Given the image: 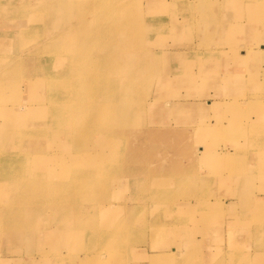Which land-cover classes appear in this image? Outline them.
Returning <instances> with one entry per match:
<instances>
[{"label":"rangeland","instance_id":"rangeland-1","mask_svg":"<svg viewBox=\"0 0 264 264\" xmlns=\"http://www.w3.org/2000/svg\"><path fill=\"white\" fill-rule=\"evenodd\" d=\"M89 1L75 0L64 11L58 0H0V141L16 145L0 151V264H12L13 250L18 249L10 243L16 219L12 204L20 194L28 195L27 182L34 171L32 161H28L39 159L43 165L49 164L56 159L50 157L55 151L61 152L62 166L71 162L74 170L62 177L63 187L56 192L63 203L46 206L40 214L34 212L33 222L23 215L18 222L32 233H43L47 224L69 227L66 231L70 237L60 230V238L51 241L53 248L61 242V249L72 246L70 251L76 256L84 249L91 257L98 254V261L104 255L105 260L98 264H264V202L249 201L251 195L264 189V152H260L264 142L255 144L258 154L254 156L247 150L246 129L235 134L227 129L231 127H222L220 133H213L219 123L236 127L246 122L264 131V56L249 61L250 55H256L252 49L259 50L264 44V0H99L91 7ZM236 2L252 6L236 8ZM246 9L252 14H244ZM243 19L251 28L253 38L249 42L243 28L235 32L229 29L232 22L238 25ZM122 22L124 39L120 41ZM67 29H71V36L56 38ZM260 33L263 36L258 37ZM51 38L54 40L48 41ZM41 47L46 49L40 52ZM239 49H248L249 59L240 58ZM67 51L77 57L71 59ZM176 66L178 73H170ZM71 67L78 68L76 96L72 89L63 91L58 86L62 79L73 78L74 74L66 70ZM199 67L202 73L197 78ZM128 72L132 75L124 80L129 84L132 76L139 74L136 94L144 102L142 112L135 115L133 123H116L120 126L116 132L111 103L100 100L102 112L110 119L93 127L94 113L104 93L100 84L125 78ZM234 72L243 80L226 88ZM172 74L194 78L190 85L175 87V96L174 90L166 83L164 86L166 79L175 78ZM159 80L163 92L158 97ZM49 82L51 87L47 88ZM66 97L73 98L74 107L67 112L53 111L52 122L65 120L71 127L94 128V136L113 137V145L109 140L101 141L90 149L93 157L105 153L110 159L101 162L99 169L79 162L87 150L78 149L70 136L47 141L42 133L48 103ZM41 139L47 147L43 146L45 153L39 157L34 155L33 146L43 145ZM185 142L190 146L185 147ZM198 145L202 154L195 150ZM233 150L244 151V156L225 160ZM214 158L219 164L208 165ZM128 163L143 171L132 175L124 168L120 175L132 177L127 186H97L98 180L112 178L119 166ZM84 177L90 186L80 191L66 186L78 185ZM164 179L169 182L161 185L164 181L159 180ZM141 185L146 187L142 193ZM235 186L237 193L246 194L245 199L232 195ZM159 192L161 196L156 198L154 194ZM72 194L76 201L71 203L68 199ZM113 196L121 204L109 205L102 217L95 206ZM232 199L234 204H230ZM161 201L168 203L161 204L157 215L170 204L168 209L181 220L171 221L162 215L153 221L151 210ZM218 202L224 203L219 206ZM28 207L32 205L20 202V209ZM56 207L65 214L56 217ZM166 225V236L157 237ZM75 226L84 231L74 238ZM108 227L109 234L103 231ZM92 231L97 234L93 236ZM45 233L39 245L48 249ZM94 239L102 246L95 247ZM103 245L119 259L112 262ZM19 255L26 258L22 252ZM153 256L158 259L151 262ZM28 261L23 264H31ZM32 263L52 264L44 259ZM72 263L70 258L64 264Z\"/></svg>","mask_w":264,"mask_h":264},{"label":"bare ground","instance_id":"bare-ground-1","mask_svg":"<svg viewBox=\"0 0 264 264\" xmlns=\"http://www.w3.org/2000/svg\"><path fill=\"white\" fill-rule=\"evenodd\" d=\"M54 1H57V0H54ZM58 1L61 4V6L63 7V10L65 11V9H69L71 7L73 1H75V0H58ZM238 3H240V2H236V8H241V7L242 8H248V7L252 6V4H249L247 2H241V4H238ZM98 4H99V0H90L88 5H89V7H91V6H97ZM248 9H246V11H244V14L251 15L252 12H247V11H249ZM235 10H231L230 13L235 12ZM52 18L53 17H50L49 20ZM247 23H248V21L246 19L241 20L238 23V25L235 22H232V24H230V26H229L230 27L229 29L238 30V29L243 28V32H244L243 36H245V39L249 42V40H252L253 37H251L250 31H249L251 28L246 27ZM123 25H124V23L122 22L120 24V41H122L124 39V37L121 33ZM204 27H205V22H204ZM262 29H264V27H261V30ZM70 32H71V29H69V30L67 29L64 32L58 34L56 38H62L63 39V37L66 38V36H71L72 32L71 33ZM234 32H235V30H234ZM73 34H75V32H73ZM260 36H263V35L260 33L258 35V37H260ZM50 40H54V39L53 38L48 39V41H50ZM259 46H260L259 50H256V49L253 50L252 49V51H251V52L256 54L254 57H252V55H250V59H249L246 56V54L249 53V51H247L248 49L247 50L246 49H239V53L241 54V56H239V57L244 58V59H249V61H250V60H256L257 57L264 56V44H260ZM45 49H46V47H41L38 49V51L43 52ZM66 55H71V59L77 57L75 54H69L68 51H67ZM220 58H222V57H220ZM104 59H105V57L101 58V60H104ZM248 66L249 65H247V67ZM66 70L69 72H72L74 74V76L70 80L62 79L58 86L63 91L64 90L68 91V89H72L74 92V95L76 96L79 93V90L76 89L74 84H76L75 75L78 74V68L77 67H71V68H68ZM150 71L153 72V69H150ZM30 72L32 73V72H34V70H31ZM146 72H149V71H146ZM170 73H178V66H176L174 69L170 70ZM181 73H183V68L181 69ZM201 73H202V67H199L197 74H195V77L199 78ZM128 75H132V73L128 72V73L124 74L125 78L120 76V79L117 78L114 81H110L108 84H105V83L100 84V87H102V91L104 93H103L102 97L99 99V105L96 108L95 113H94L93 127L96 125L99 126L103 120H109L110 119L109 116H106L102 112V104H101L100 100H107L111 103V105H110L111 110L110 111H111V114H113L112 120H114L115 124L117 123L119 125L124 126L123 124H125V123L128 124V121H131L133 123L135 121V117H136L135 115H138L139 113L142 112L144 102L141 100L142 97L140 95L136 94V89H137L136 84L138 82L137 78L139 77V74H134L132 76L130 84L125 82V80H124V79H128L127 78ZM171 76L175 77V78L166 79L167 81L166 82L164 81V86L166 83V85L168 86L169 89L174 90L175 96H176V89H174L175 87H179V86L184 87L185 85H190L189 81H191L194 78L191 75L190 76H181L180 74H172ZM230 78L233 81L229 82V80H228V85H226V88H230L233 85V83L237 80H241V81L243 80V77L236 72L232 73ZM50 87H51V82H49L47 85V88H50ZM162 88H163V83L159 80V85H158V88L156 90V95L158 97H159V92L160 91L163 92ZM174 94H172V96H174ZM253 101L257 105H259V103H260L258 99H255ZM260 101H262L261 98H260ZM74 103L75 102H74L73 98H70V97L62 98V99L54 101V102L50 101L48 103L50 105L49 113H48V117H47V120L45 122L44 128L42 125V128L44 129L42 131V133H44L47 136V141L50 140V137L62 138L64 135H68V137L70 136L72 143L75 144L78 149L83 148L84 150H87V152L83 153L79 162L90 163L92 170L99 169L98 166H100L101 162H106L110 159H108V156L105 153H102V156L96 155V157H93L92 152H90V149L94 144L97 145V143L101 142V141L108 142V140H109V143L111 145H113V142H114L113 137L110 136V138H109V137H105L104 135L103 136H100V135L94 136L93 135L94 128H89L88 126H83V125H79L77 127H75V126L71 127L65 120L58 121L57 123L52 122L51 117L54 116L53 111L60 110V111L67 112L69 109L74 107V105H73ZM166 107L169 108L168 104H166ZM176 107L179 108L180 105H176ZM32 117H33V115H32ZM33 120L34 119H30V121H33ZM240 120H241V123H244L243 121H245L244 119H240ZM117 124L115 126V130H116V132H120V126ZM222 127H223V129L226 127H231V128H227V129L231 133L235 132V134H238V133L240 134L242 129H246V132L248 134V139H249L248 140L249 145H248L247 150H250L251 155L255 156V154H258V151H257L255 144L258 145V143L264 142V136H263L264 131H262L260 126H257L255 124H251V123L246 124V122H245V124L236 125V127L225 126V125L222 126V124L219 123L218 125H215V127L213 128V133H216V134L220 133V131L222 130ZM198 134L203 135V132H200ZM260 136L262 138H260ZM179 137L184 138L183 134H180ZM41 143H43V145L42 144H34V146H33L35 156L40 157L45 153L44 148L46 149L47 145L43 139H41ZM190 144L186 143L185 147H189ZM43 146H44V148H43ZM15 147H16V145L11 143V142L6 143L5 141H0V151L12 150ZM58 148L61 150L60 147H58ZM195 150L197 152H199L200 154L203 153V150L200 148L199 145L195 148ZM182 152H185V150H182ZM260 152H264V150L261 149ZM50 153L51 152L49 151V155H50ZM55 153L56 154H53L50 157H56V159L52 160V162L50 161L49 164L43 165L41 160H39V159H31L28 161V163H30L32 161L30 167L34 169V171L30 174V180L27 182V185L29 188L28 195L20 194L12 204L14 209H15V211L13 213V217H15L16 219H13L15 226H14V229L10 232V240H11L10 243H11V245L14 246V248L17 247L18 249L15 248L13 250L15 258L12 259L10 261V263H12V264H20V263L23 264L24 260L26 263L30 262L28 260H31V264H33L32 262L37 263V262L42 261V259H44L46 262L51 261L52 264H57V262L59 260H62V264H64L66 262V260H69L70 258H72V260H73L72 264H86V263L92 264L91 262H93V261L95 264H98L100 262H103L105 260L104 255H101L102 258H99L100 261H98L97 260L98 256H96L98 254H96V255L94 254L93 257H91L89 254L88 255L84 254V251H86V249H84V251L81 252L79 256L78 255L76 256L75 254L71 253V251H70V250L74 249L72 246H71V249H69L70 246L67 249H65V248L61 249L60 248L61 242H59L58 245L56 244L57 246L55 248L52 247V245H51L52 239L58 238V236L60 238L61 231H63V235L65 237H67V236L70 237V235H68V233L66 231L69 229V227L59 226V225H55V224H53V225L47 224L45 227H43V228H46V230L44 231V232H46L45 233L46 234L45 242L49 246V248L46 249V248H43V246H41L42 244L39 245V240L41 239L40 237L44 234V232L42 233V230L36 231V233H32V231L29 232V230H27L24 227V225L20 226V224L18 223L20 221L21 215H23L30 222H33V220L36 219V217L34 216V212H37L40 214L45 210L44 207H46V206H49V205L58 206V205L63 203V201H60V196H58L56 192L61 187H63L61 185V182L63 180L62 177L66 176L68 174H71L74 170L72 168L71 162H70L71 165L62 166V164L60 162L61 159L59 158V157H62V156H59V153H61V152L55 151ZM187 153H189V152H187ZM234 155H235L236 159H237V157H243L244 151L233 150L231 152V155L225 156L224 159L230 160ZM89 156H92V157L89 158ZM151 156L152 155H150V157ZM150 157H149V159H150ZM50 164H51V166H50ZM207 164L208 165L211 164V166H213V165L219 164V161L217 158H214L212 160H209L207 162ZM261 167H262V164L260 163V168ZM124 168H127L128 172L131 173L132 175L139 173V171L140 172L143 171V168H140V167L134 168V166L132 164L128 163L126 166H119L118 169H116L113 172L114 176L112 178L98 180L97 183H99V185H97V186H109L112 189H118L120 186H122V187L127 186L126 182L128 181V179H130L132 177L129 176V177L124 178L123 175H120L121 171ZM162 181H164L165 183L163 182V183H161V185H165L166 183L169 182L165 179L159 180V182H162ZM90 184H91V182L88 181V178L84 177L82 182H80L78 185L72 186V184L68 183L66 186L69 188H73L75 191H80V189H82L86 186H90ZM145 189H146V187L141 185L140 186V193L144 192ZM237 189H238L237 186H235L234 192L232 193V195L238 199H245L246 194L244 192L237 193ZM259 192H260L259 194H256V196H259L258 198H255L256 196H254V195L250 196V198H249L250 203L258 204V203L264 202V189L260 188ZM251 194H252V192H251ZM248 195H250V194H248ZM53 196H56V197H53ZM154 196L156 198H158L161 196V193L160 192L156 193V194H154ZM75 198H76V195L72 194L69 196L68 200L71 201V203H72L73 201H76ZM152 199H154V198L152 197ZM22 201L26 202V203H30L32 205V207H28V208H25L23 210L20 209V202H22ZM165 202L168 203L167 201H163V202L161 201V203L155 204L156 206L159 205L158 206L159 208L155 207L154 209L151 210V214L155 217V219H153V221L156 219L157 220L161 219L162 215L165 219L169 218V220H171V221H175V220L180 221L181 219L179 218V216L178 215L176 216L175 214H173L171 212V210L168 209L170 204H165L164 205L165 211H163L162 215L161 214H158L159 216L157 215V213L161 209L160 207H163V206H161V204H163ZM222 203H224V202H218L219 206H222L223 205ZM120 204H121L120 200L116 197L114 198V196H113V198L109 197L108 201L105 200V201L101 202L99 204V206H95V207H97L98 213L103 217V216H105L107 209L111 205H120ZM171 204H173V203H171ZM175 204H177V203H174L173 205H175ZM230 204H234L233 199L230 202ZM34 206H37V207L33 208ZM203 207H204V210L208 209V208H206V206H203ZM180 208L181 207H179V211H181V209H182V208L181 209ZM55 214H56V217L59 216L60 214H65V210H61L59 207H56L55 208ZM91 214H92V212H91ZM26 219H24V220L27 222ZM40 223H42V222H40ZM177 224L178 223L175 224L176 225L175 230L177 229V226H178ZM165 228H167V225L164 226V229ZM109 229H110V227L105 228L103 231L107 232V234H109V232H110ZM161 229H163V228H161ZM82 231H84L83 228H81L80 226H75V231L72 232V235L75 238L76 235L78 234V236H79ZM166 231L167 230L165 229L164 231L157 232L158 233L157 237H161L163 235L165 237L167 234ZM177 231H178V229H177ZM179 231L183 232V229H179ZM41 233H42V235H41ZM92 233H93V236H95L97 234V233H95V231H92ZM110 234H112V233H110ZM98 237H99V235H98ZM110 237H112V235ZM93 242H96L95 247H96V245L100 244L98 241H96V239H94ZM236 244L239 245L238 243H236ZM20 245H22L21 247L23 249L21 247H19ZM255 245H256V243H255ZM99 246H102V245H99ZM103 246H104L105 250L107 251V253L109 255H111V258H112L111 261L112 262L119 259L118 255L116 256V254L111 253V251L109 249H107V247L105 245H103ZM89 247H91V246H89ZM77 248L78 247H76L75 250ZM86 248H88V247H86ZM78 251H81V249ZM20 252L24 253V255L26 256L25 259H23L22 255H19ZM86 252H88V250ZM102 252H100V253H102ZM34 253H37V255L35 254V256L32 257L33 256L32 254H34ZM152 258L153 259L151 260V262L158 259V257H156V256H153Z\"/></svg>","mask_w":264,"mask_h":264},{"label":"crops","instance_id":"crops-1","mask_svg":"<svg viewBox=\"0 0 264 264\" xmlns=\"http://www.w3.org/2000/svg\"><path fill=\"white\" fill-rule=\"evenodd\" d=\"M229 11H231V10H229Z\"/></svg>","mask_w":264,"mask_h":264}]
</instances>
